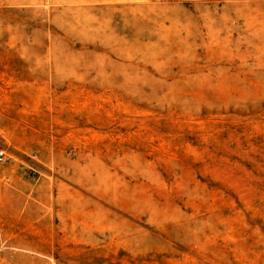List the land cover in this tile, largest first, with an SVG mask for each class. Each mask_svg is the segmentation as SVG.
<instances>
[{
  "label": "rangeland",
  "instance_id": "1",
  "mask_svg": "<svg viewBox=\"0 0 264 264\" xmlns=\"http://www.w3.org/2000/svg\"><path fill=\"white\" fill-rule=\"evenodd\" d=\"M0 264H264V0H0Z\"/></svg>",
  "mask_w": 264,
  "mask_h": 264
},
{
  "label": "built area",
  "instance_id": "2",
  "mask_svg": "<svg viewBox=\"0 0 264 264\" xmlns=\"http://www.w3.org/2000/svg\"><path fill=\"white\" fill-rule=\"evenodd\" d=\"M7 159V155L5 154V151H0V162H3Z\"/></svg>",
  "mask_w": 264,
  "mask_h": 264
}]
</instances>
